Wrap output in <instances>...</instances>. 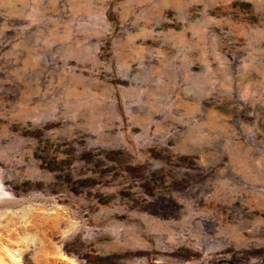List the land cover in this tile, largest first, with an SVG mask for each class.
Listing matches in <instances>:
<instances>
[{"label":"rangeland","instance_id":"1","mask_svg":"<svg viewBox=\"0 0 264 264\" xmlns=\"http://www.w3.org/2000/svg\"><path fill=\"white\" fill-rule=\"evenodd\" d=\"M264 264V0H0V256Z\"/></svg>","mask_w":264,"mask_h":264},{"label":"bare ground","instance_id":"2","mask_svg":"<svg viewBox=\"0 0 264 264\" xmlns=\"http://www.w3.org/2000/svg\"><path fill=\"white\" fill-rule=\"evenodd\" d=\"M6 255L8 258L14 263V264H20L18 258L13 256L12 254L9 253V251H5ZM0 264H8L1 256H0Z\"/></svg>","mask_w":264,"mask_h":264},{"label":"water","instance_id":"3","mask_svg":"<svg viewBox=\"0 0 264 264\" xmlns=\"http://www.w3.org/2000/svg\"><path fill=\"white\" fill-rule=\"evenodd\" d=\"M218 264H236V263L224 260V261H220Z\"/></svg>","mask_w":264,"mask_h":264}]
</instances>
